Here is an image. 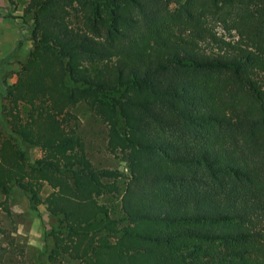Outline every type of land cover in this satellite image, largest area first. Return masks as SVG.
I'll return each mask as SVG.
<instances>
[{
  "label": "trees",
  "instance_id": "16d2710c",
  "mask_svg": "<svg viewBox=\"0 0 264 264\" xmlns=\"http://www.w3.org/2000/svg\"><path fill=\"white\" fill-rule=\"evenodd\" d=\"M24 11L33 45L1 94L0 191L45 204L46 260L264 264V0H27ZM79 102L126 175L89 159ZM117 194L120 218L100 201Z\"/></svg>",
  "mask_w": 264,
  "mask_h": 264
},
{
  "label": "rangeland",
  "instance_id": "374dc122",
  "mask_svg": "<svg viewBox=\"0 0 264 264\" xmlns=\"http://www.w3.org/2000/svg\"><path fill=\"white\" fill-rule=\"evenodd\" d=\"M0 12L10 16L19 29L16 45L0 59L4 66L0 68V88L4 84L16 79L19 64L28 56L32 49L31 38L32 19L24 11L27 0H0ZM264 74V73H263ZM0 93V133L5 134L2 119V106L4 100ZM77 115L79 129L85 143L86 153L96 167H111L119 169L123 175L127 174V166L120 153L114 154L107 150L106 124L83 102L71 108ZM32 157L41 155L39 146L29 148ZM50 187L44 183L41 196L44 198ZM110 207L111 214L120 218V194L100 197ZM49 229L48 214L44 203L37 205L36 209L29 206L26 195L18 188H14L8 195L0 191V253L6 264H77V261L64 258L61 262H48L43 248V237Z\"/></svg>",
  "mask_w": 264,
  "mask_h": 264
},
{
  "label": "crops",
  "instance_id": "0c3cea01",
  "mask_svg": "<svg viewBox=\"0 0 264 264\" xmlns=\"http://www.w3.org/2000/svg\"><path fill=\"white\" fill-rule=\"evenodd\" d=\"M0 6H4V2H1ZM19 37V29L16 27L14 21L7 17L4 13L0 12V58L9 52L16 45V37ZM4 66L2 59H0V68ZM1 84V82H0ZM2 85H0L1 87ZM3 90L0 88V93Z\"/></svg>",
  "mask_w": 264,
  "mask_h": 264
}]
</instances>
